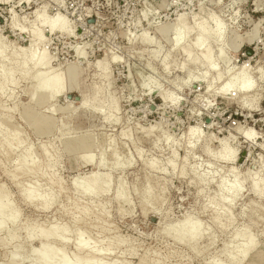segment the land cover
Listing matches in <instances>:
<instances>
[{
	"label": "rangeland",
	"instance_id": "374dc122",
	"mask_svg": "<svg viewBox=\"0 0 264 264\" xmlns=\"http://www.w3.org/2000/svg\"><path fill=\"white\" fill-rule=\"evenodd\" d=\"M25 1L0 0V46L28 62L0 59L19 82L0 93V136L24 142L12 154L0 143V200L12 204L0 222L21 213L0 230V264H39L41 232L87 264H236L245 245L240 264L264 263V196L253 189L264 183V0ZM40 11L73 38L41 29L36 51L64 90L35 106L22 75L35 71ZM241 75L255 91L223 95ZM224 149L232 161L216 159ZM29 150L36 163L19 171ZM223 180L243 184L240 195L224 200Z\"/></svg>",
	"mask_w": 264,
	"mask_h": 264
},
{
	"label": "bare ground",
	"instance_id": "6f19581e",
	"mask_svg": "<svg viewBox=\"0 0 264 264\" xmlns=\"http://www.w3.org/2000/svg\"><path fill=\"white\" fill-rule=\"evenodd\" d=\"M28 1L29 0H26L25 3ZM35 16H36L35 20H36V22L39 23V26L35 27L33 29V32L31 31L32 32L31 37L33 39V41L32 40L31 41L33 42V55H34V58L31 59V62H32V70H35L34 73L35 72H37V73L36 74L33 73L32 76H30V77H29L30 74L26 75V76L25 75H22V76L25 79L31 81V84H30L31 89L29 91V96L32 100V103L35 106H38V105L40 106L43 103L45 104L46 102L51 100L53 93H61L64 90V85H63V81H62L61 76L57 75V74L56 75L51 74V69H52V67H50L51 61H50V57L48 56L46 50L45 51L42 50L41 53H38L36 51L37 47H35V46L37 45V43L40 44L41 42H43V32L41 29L46 28L49 30V32H51V34H52V32L59 31V32L66 33L70 37L73 35L71 32V29L66 25V23H64V21L62 20V17L60 15L49 20L48 18H46V15L40 11V12H36ZM15 25H16V22H15ZM22 32L23 31L21 30V33ZM71 38H73V37H71ZM185 39H186V37H185L184 32L180 31L178 34L175 35V39H173L174 45L177 48H179V46H181L182 42ZM203 45H204V43L200 44V46H203ZM176 47H175V49H176ZM14 48H15V46L13 47V50H14ZM0 59L7 60L10 63H17L18 66L23 70L26 69L28 66V62L25 60V53L23 50H21L19 52H14V51L8 52L7 47L0 46ZM196 61H193V62H196ZM212 69H215V65H213L211 67V70ZM18 83L19 82L17 79H15L13 72H9L8 70H4V72L0 73V93L2 95L5 93V90L8 88L7 87L8 85L9 86L10 85L16 86ZM74 88L77 89L76 87H74ZM254 89H255L254 82L252 80L248 79L246 76L241 75V76H236V77L232 78L226 85H224V87L222 89V94L223 95H230L231 93H233V94H237L240 96H246L247 97V96H249L248 94L252 93ZM244 99H247V98H244ZM161 100L165 104L170 103V97L168 95H163ZM79 106H80V104H79ZM81 106H82L81 108H86L87 105L85 103H83ZM188 133H189V137H191V138L196 136V131L193 129L189 130ZM245 134H246V136H245L246 140H248V141L254 140L255 136H254L253 132H245ZM0 138H1V140L3 138V140L0 141V143L2 144L1 148L3 150L5 148L6 153H10V154L14 153L18 148L22 147V144L24 143L22 138L20 137V133L17 131L14 134H8V133L3 134L2 137L0 136ZM199 139H200V136H197V141ZM205 151L207 154L210 153V150L207 148ZM25 154H26L25 156H23V157L21 156L22 158L18 159V163L16 162L19 171L24 170V168L28 167L30 164L36 163V161L33 158H31V155H33V154L31 153L30 150ZM216 159H218L219 161L221 160L220 162H230L233 159V154L229 150L224 149L218 154V156H216ZM27 162H29V164ZM181 175H184V171L181 172ZM198 179H199V182L204 181V179H202V177H198ZM242 185L243 184H238L237 182L227 184L223 180L220 183V191L225 193V196H222L224 198V200H225V197L228 195L233 199L236 198L237 196H239L240 193L242 192ZM148 187H150V186L148 185ZM146 189H148V188L146 187ZM253 189H254V192L259 197L264 196V183L254 184ZM150 191H148V192H150ZM2 193L3 192L1 191V194ZM147 195H148V193H147ZM147 195L145 197L146 199L143 200V201H145V203L146 202L149 203L148 201L151 200L150 199L151 196L149 197V195L148 196ZM121 198H125V196L123 195V196H121ZM143 199H144V197H143ZM155 200H156V198H155ZM155 200H154V202H155ZM221 200H222V198H221ZM152 203H153V200H152ZM11 206H12V204L10 203V198L8 196H6L5 200H0V216L6 215L7 211L11 208ZM20 214H21L20 211L16 210L12 213V215L8 216V220L1 221L0 222V230L7 228V227L14 226V224L18 221ZM156 214H158V213H156ZM222 216H223L222 213H218V212L216 213L215 222L219 225L222 224L221 223V217ZM49 233L50 232H41L39 237H40V240L42 241V244L38 249L34 250V252H33L34 257L37 259L39 264H87V262L83 258L70 257L66 253H64V251H62L61 249L53 248V247L49 246L48 241H47V240H50V238H51ZM85 244H86L85 241L82 238H79L78 242L75 244V246L78 249H81V248L85 247ZM250 247L251 246H249V245H245L241 248H238V250L234 253V255H235L234 259H233L234 263H236V264L242 263L243 260H245L247 258ZM258 257L259 256L256 255L252 260L249 261V263L250 264H264V263H260V261L258 260Z\"/></svg>",
	"mask_w": 264,
	"mask_h": 264
},
{
	"label": "water",
	"instance_id": "95a60500",
	"mask_svg": "<svg viewBox=\"0 0 264 264\" xmlns=\"http://www.w3.org/2000/svg\"><path fill=\"white\" fill-rule=\"evenodd\" d=\"M249 54L251 55V54H252V52H251V51H249ZM241 56H243V55H241ZM241 59H244V60H245V58H244V57H241ZM69 98H70V99H72L73 97H72V96H70ZM75 100H76V101H79V100H80V97H79V96H76V97H75ZM164 114H166V113H164Z\"/></svg>",
	"mask_w": 264,
	"mask_h": 264
}]
</instances>
